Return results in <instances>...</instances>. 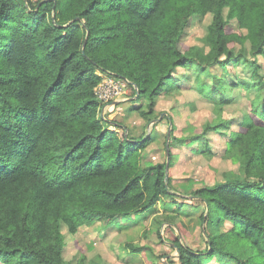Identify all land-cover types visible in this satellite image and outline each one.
<instances>
[{"label": "trees", "instance_id": "16d2710c", "mask_svg": "<svg viewBox=\"0 0 264 264\" xmlns=\"http://www.w3.org/2000/svg\"><path fill=\"white\" fill-rule=\"evenodd\" d=\"M208 13L205 53L183 36L195 15ZM248 40L253 56L264 54V0H0V264H71L62 225L107 229L175 201L167 160L146 164L151 137L109 127L121 123L100 114L97 88L106 75L127 80L139 101L133 108L151 120L159 96L178 87L179 67L227 68L197 86L213 99L216 121L193 140L230 127L224 106L236 88L256 92L227 140L239 172L192 191L208 248L175 236L179 264H264V76L256 60L255 81L231 79L228 67Z\"/></svg>", "mask_w": 264, "mask_h": 264}, {"label": "rangeland", "instance_id": "374dc122", "mask_svg": "<svg viewBox=\"0 0 264 264\" xmlns=\"http://www.w3.org/2000/svg\"><path fill=\"white\" fill-rule=\"evenodd\" d=\"M211 21V13L195 15L183 36V43L196 45L207 53L211 46L205 37ZM230 24L231 28H240L235 19H232ZM236 51H241L243 56L236 64L228 65L231 79L238 74L255 81L252 72L253 60L261 65V73L264 76V54L253 56L249 40L244 46L237 44ZM213 71L216 74H223L227 72V68L217 67L213 68ZM213 71L208 68L199 74L197 71L190 72L179 67L175 74L178 87L159 96L151 120L145 119L133 108L134 105H139V101L136 100L132 87L128 85L103 106L100 114L104 112L106 116L112 115L108 117L110 123H121V127L110 125V128L121 132L125 130L134 139L151 137V141L142 151L146 164L167 160L169 143L171 153L169 159L172 161L169 170L176 193L173 198L175 201L169 205L160 201L153 211L122 218L116 226L107 229L97 222L91 226H82L76 233H70L67 227L62 225L66 242L64 257L71 264H77L81 255L86 257L85 264H91L95 259H101L106 264H179L177 258L179 251L173 241L175 236L185 245L207 250L208 246L199 222L203 205L192 196V191L223 181L224 173L227 171L239 172V164L235 162L232 154L228 153L227 140L230 131L238 129L240 121L246 116L249 99L256 95L254 89L248 91L241 87L236 88L233 100L224 106V115L231 119L230 127L222 129L223 131L209 129L200 140H193L192 137L195 135L203 134L207 123L216 121L213 99L197 89L201 81L211 83L215 78ZM188 74L190 77H187ZM110 79L111 76L108 75L103 78L102 82L105 80L107 82L102 89L110 87ZM180 138L185 141H179ZM205 143L210 146L212 153L203 150ZM127 243L148 248L141 253H133L127 247ZM207 262L221 264L216 257Z\"/></svg>", "mask_w": 264, "mask_h": 264}, {"label": "built area", "instance_id": "2783aa9c", "mask_svg": "<svg viewBox=\"0 0 264 264\" xmlns=\"http://www.w3.org/2000/svg\"><path fill=\"white\" fill-rule=\"evenodd\" d=\"M111 85L108 89H102V86L107 82L103 81L97 88V93L100 99L104 102V106H106L111 100H113L114 95H118L117 93H121L123 91V87L128 85V81L125 79H117L111 76Z\"/></svg>", "mask_w": 264, "mask_h": 264}, {"label": "water", "instance_id": "95a60500", "mask_svg": "<svg viewBox=\"0 0 264 264\" xmlns=\"http://www.w3.org/2000/svg\"><path fill=\"white\" fill-rule=\"evenodd\" d=\"M74 19H77V18H74ZM156 120H153V122H155ZM167 155H168V159H167V165H166V172L168 173V170H169V162H170V159H169V156H170V145L169 143H167ZM179 251V249H178Z\"/></svg>", "mask_w": 264, "mask_h": 264}, {"label": "crops", "instance_id": "0c3cea01", "mask_svg": "<svg viewBox=\"0 0 264 264\" xmlns=\"http://www.w3.org/2000/svg\"><path fill=\"white\" fill-rule=\"evenodd\" d=\"M104 114V112H103ZM104 116H106V113L104 114ZM108 117H112V115L106 116L107 119H109Z\"/></svg>", "mask_w": 264, "mask_h": 264}]
</instances>
